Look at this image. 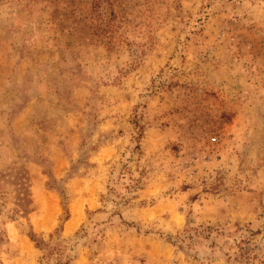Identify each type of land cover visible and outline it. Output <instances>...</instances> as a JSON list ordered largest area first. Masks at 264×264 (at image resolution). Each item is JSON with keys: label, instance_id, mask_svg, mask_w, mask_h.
Listing matches in <instances>:
<instances>
[{"label": "rangeland", "instance_id": "rangeland-1", "mask_svg": "<svg viewBox=\"0 0 264 264\" xmlns=\"http://www.w3.org/2000/svg\"><path fill=\"white\" fill-rule=\"evenodd\" d=\"M0 179V264H264V0H0Z\"/></svg>", "mask_w": 264, "mask_h": 264}, {"label": "trees", "instance_id": "trees-1", "mask_svg": "<svg viewBox=\"0 0 264 264\" xmlns=\"http://www.w3.org/2000/svg\"><path fill=\"white\" fill-rule=\"evenodd\" d=\"M12 168L13 169L9 170L8 172L12 175V179L7 183L15 185L16 191L18 192V196L16 198L17 204L21 208L22 215L26 216L30 212V209L28 208L30 201L28 195L27 173L23 168ZM1 182L2 179H0V201L4 199L3 190L5 189V186H7V183L1 184ZM30 239L35 243L37 248L42 250L44 253L47 252V256L52 255L54 251L53 248H55V246L57 247V244L51 241V239L48 243H45L42 239H37L32 234L30 236Z\"/></svg>", "mask_w": 264, "mask_h": 264}, {"label": "bare ground", "instance_id": "bare-ground-1", "mask_svg": "<svg viewBox=\"0 0 264 264\" xmlns=\"http://www.w3.org/2000/svg\"><path fill=\"white\" fill-rule=\"evenodd\" d=\"M78 209L79 208H76V206L72 208V212H73L74 218L66 224V230H70L76 225L77 218H78L77 216L79 214V210ZM35 225H37V222L35 223Z\"/></svg>", "mask_w": 264, "mask_h": 264}]
</instances>
